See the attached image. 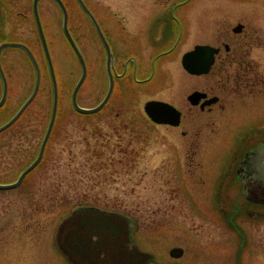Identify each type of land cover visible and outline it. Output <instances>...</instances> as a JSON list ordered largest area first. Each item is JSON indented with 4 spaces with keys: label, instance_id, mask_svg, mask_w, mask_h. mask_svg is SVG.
Listing matches in <instances>:
<instances>
[{
    "label": "rangeland",
    "instance_id": "1",
    "mask_svg": "<svg viewBox=\"0 0 264 264\" xmlns=\"http://www.w3.org/2000/svg\"><path fill=\"white\" fill-rule=\"evenodd\" d=\"M86 1L102 15L135 17L139 0ZM65 2L75 22L86 18L76 0ZM189 4L186 18L191 19V35L179 44L174 58L177 63L195 43L213 40L219 34L216 29L221 28L226 36L242 22L255 37V48L247 45L246 49L253 50L251 56L264 72V0H191ZM39 9L55 70L64 81L60 117L43 163L28 176L25 186L0 193V210H14L15 214L30 211L31 227L44 231L46 259L55 257L54 249L59 251L54 234L62 218L74 208L96 205L131 217L134 236L154 256L146 264H264V213L256 212L260 206L241 193L237 196L241 189L238 183L231 199L218 195L219 191L225 193L219 186L221 180H227L225 185L235 174L243 152L238 148L241 141L254 139L257 131L264 129V90L258 85L247 87L249 75L242 82L225 81L238 93L224 94L211 111L191 105L189 112L198 113L200 118L181 128L156 124L146 115L145 101L154 96L151 86L139 97L127 94L115 102L116 110L81 114L71 103L80 69L71 67L73 57L68 52L65 64L58 68L62 10L55 0H40ZM199 28L205 38L199 35ZM5 36L22 38L31 47L43 75L40 93L19 127L12 129L44 131L43 124L48 125L52 112L53 86L37 33L33 0H0V41ZM5 55L15 88L9 105L12 110L31 91L35 71L21 49L8 48ZM200 80L191 75L189 91ZM206 81L215 83L208 76ZM89 91L84 85L79 96L82 106L90 107L101 98V94ZM182 129L188 133L182 134ZM19 171L14 169L9 177H16ZM18 220L14 217L15 225ZM36 241L39 238L28 237V242ZM175 246L184 249L179 258L171 255ZM55 255L63 257L59 252Z\"/></svg>",
    "mask_w": 264,
    "mask_h": 264
},
{
    "label": "flooded vegetation",
    "instance_id": "2",
    "mask_svg": "<svg viewBox=\"0 0 264 264\" xmlns=\"http://www.w3.org/2000/svg\"><path fill=\"white\" fill-rule=\"evenodd\" d=\"M84 1L92 11L95 19L88 16L81 8L86 18L83 21L80 20L79 22H75L73 18H70V10L64 0L69 14L68 27L70 33L86 64V76L77 92L78 103L80 92L84 85H87L90 90L89 92L93 95L100 96L101 94V98L90 107L99 105L109 94L106 103L98 112L105 111L108 108L116 110V108H114L115 102L119 103L127 94L131 97H139L144 88L148 90V87L151 86L150 92L154 93V96L146 100L145 103L149 100L164 101L172 104L180 111V123L178 125L156 124L181 128L187 122L194 119L199 120L200 118L198 113L191 114L189 112L191 111V105L193 107H199L201 111H211L214 105L221 103L224 94L233 96L238 93L236 88H230L231 85L227 87L225 81L239 79L240 82H242L245 76L249 75L247 87L253 88L258 85L260 91L264 90V72L261 73V71H259L258 64L254 61V57L251 56L253 50L246 49L247 45L255 48V37L253 32L248 30L247 26L242 22H238L233 26V33H226V36H224L221 28L220 30L216 29L219 31V34H216L213 40H202L203 42L195 43L192 48L182 53L181 60L177 63L174 58L179 44L188 40L191 35V24L189 23L191 19L187 21L186 18L188 5H190L189 3L191 0H179L174 2H170L169 0H139L134 8L135 17H111L106 12H103L102 15L93 5L89 4L86 0ZM39 2L38 10L43 25ZM108 9L109 8H107V10ZM238 24H242L241 31H235L234 29ZM201 29L202 28H199V30ZM202 31H199V35L203 34L205 38L204 30L202 29ZM58 35V38H60L58 68L61 69L60 67L65 64L64 55L68 52L73 57L71 67L73 69H80L79 78L75 82L71 94V103L73 106V92L84 72V66L78 52L65 33L63 20ZM5 37L6 38L0 41V43L9 41L25 43L22 38ZM233 37L235 40H233ZM198 44L211 45L216 48L217 51L214 54V61L207 73L192 74L184 67L183 57ZM13 47H4L1 50L0 56L3 69V71L0 70V102L3 100L0 105V127L15 116L20 106L28 99L35 87L34 81L29 94L24 96L23 101L17 108L11 110L9 105L15 88L13 87V79L11 76L12 68L7 65L4 57L6 56L5 51ZM17 48L26 53L21 47ZM189 75L202 79L196 81L195 84L198 85L195 86L192 91H189ZM207 76L210 77V82L213 80L215 83L207 84ZM57 81L60 104L64 89V81L62 78L59 79L58 75ZM41 85L42 80L33 101L40 93ZM241 86L243 85L241 84ZM195 91L206 93V96H202L197 104H193L190 99V95ZM213 97H217L215 102L203 106L207 100ZM32 102L12 124L0 130V185H9L16 182L22 171H24L39 154L41 143L47 129L46 123L43 124L44 131L25 130L21 128L12 129L16 127L21 120H24L26 111ZM221 106L225 107L226 103L222 102ZM59 113L58 108L56 122L59 120ZM146 115L148 116L147 113ZM43 121L45 120L43 119ZM181 133L186 135L188 131L182 129ZM238 148L243 150V157L236 165L235 174L228 178L230 182L224 185L223 181L227 182V180L223 179L219 183V186L224 187L225 193L222 194L218 189V195L224 199H231L233 188L239 184L241 189L239 193H237V196L242 193L243 189L247 188L249 191L245 189V198L248 200L250 199L249 201L252 199L257 200L253 201L256 205L260 206L257 208L256 212H258V214H263L264 129L262 131H257V136L254 139L250 140L248 137L244 138ZM32 153H34L33 157H31ZM45 156L46 151L42 160L25 175L22 182L17 187H0V193L2 194L25 186L28 176L43 163ZM14 169H19V173H17V176L14 178L13 176L9 177L10 175H14ZM10 170L11 172H9ZM252 191L253 193L251 194L250 192ZM15 213L14 210H0V264H73L59 249L55 234L54 241L59 250L58 252L65 258L55 255V253L58 254V252L53 248L55 257L46 259V243L44 242V233L42 234L44 231L40 227H31L29 210L18 212V214L20 213L19 215ZM14 217L21 219L20 221L18 220L17 225H15ZM28 237L35 239L39 238V241L30 243L28 242ZM132 238L141 249H144L134 236L133 231ZM48 255H50V253H48Z\"/></svg>",
    "mask_w": 264,
    "mask_h": 264
},
{
    "label": "water",
    "instance_id": "3",
    "mask_svg": "<svg viewBox=\"0 0 264 264\" xmlns=\"http://www.w3.org/2000/svg\"><path fill=\"white\" fill-rule=\"evenodd\" d=\"M55 1L60 5L63 11V26L65 33L78 52L84 66V72L73 92V105L75 109L81 113L96 112L106 103L107 99L109 98V94L99 105L95 107H83L79 105L77 101V92L86 76V64L68 27V9L63 0ZM77 1L83 10L88 14V16H90L92 19H95V16L87 6L86 2L84 0ZM38 2L39 0L33 1L34 13L40 38L49 63L54 90L51 118L46 134L42 141L38 157L22 172L16 182L9 185H0V187L18 186L22 182L24 176L39 163L52 132L58 110V83L50 49L39 15ZM234 29L235 31H241L242 24H238ZM8 46L22 47L27 51L36 68V84L32 94L24 102L17 114L7 123L2 125L0 130L12 124L28 106V104L34 99L41 81V68L30 47L25 43L17 41L4 42L0 45V56L1 50ZM216 51L217 49L211 45L198 44L193 50L187 52L184 55L183 65L192 74L207 73L214 61V54ZM0 70L3 71L1 60ZM202 96H206V93L195 91L190 95V99L193 104H197ZM216 100L217 97H213L212 99L207 100L203 106L205 104H211ZM2 102L3 100L0 102V105ZM145 110L150 118L155 122L172 125H178L180 123V111L168 102L149 100L145 104ZM250 193L252 194L253 191ZM132 225L133 223L130 217L119 211L107 210L97 206H80L73 209L72 212L59 223L56 231V240L59 248L73 264H145L153 259V254L142 250L135 243L131 236ZM183 252L184 249L182 247H174L171 250V255L179 257L183 254Z\"/></svg>",
    "mask_w": 264,
    "mask_h": 264
}]
</instances>
